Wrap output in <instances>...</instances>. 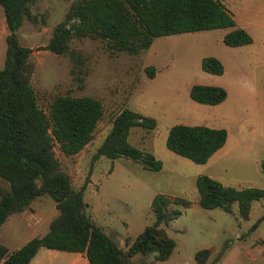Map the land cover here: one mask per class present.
<instances>
[{
	"label": "rangeland",
	"instance_id": "1",
	"mask_svg": "<svg viewBox=\"0 0 264 264\" xmlns=\"http://www.w3.org/2000/svg\"><path fill=\"white\" fill-rule=\"evenodd\" d=\"M71 1L35 0L31 7L34 21L24 19L16 34L18 42L31 49L29 82L46 114L49 101L57 94L89 95L102 105L92 139L79 152L64 155L57 145L52 147L58 167L71 185L78 188L84 184L83 200L91 220L124 247V239H132L152 222L149 204L155 193L180 197L188 204H172L180 214L164 226L175 242L166 264H195L194 252L203 248L209 251L208 264H264V220L252 226L264 211V198L252 201L248 217L242 219L235 203L230 212L200 207L194 185L196 176L206 175L235 188L264 189L259 165L264 160V0H218L246 26L251 42L245 45L222 42V35L231 28L153 37L149 47L135 55L110 53L100 39L73 38L68 47L81 58L75 68L85 70L81 88L70 74L67 56L45 48L53 26ZM5 35L0 9V67ZM205 56L220 61L221 74L200 69ZM147 65L155 68L152 78L144 71ZM192 84L222 87L226 96L214 105L197 103L188 96ZM122 108L156 120L151 131L132 127L127 140L159 159V170L150 171L123 158L92 159L112 118ZM174 124L223 128L224 145L205 163H194L166 148L167 130ZM55 213L53 201L38 196L15 217L12 227L7 221L0 228V242L13 249L21 240L43 233ZM146 258L152 261L150 255Z\"/></svg>",
	"mask_w": 264,
	"mask_h": 264
},
{
	"label": "trees",
	"instance_id": "2",
	"mask_svg": "<svg viewBox=\"0 0 264 264\" xmlns=\"http://www.w3.org/2000/svg\"><path fill=\"white\" fill-rule=\"evenodd\" d=\"M34 1L0 0L6 28L0 67V179L5 183V188L0 189V226L9 215L28 208L38 196H48L56 213L42 235L29 238L18 248L8 251L0 243V264H27L40 248L82 253L87 264H152L167 259L175 242L164 226L180 214L178 208H171L172 204L185 207L187 200L155 193L149 204L152 222L132 239H124V247H120L88 215L84 184L73 187L59 169L53 145L64 155L79 152L92 139L102 105L89 95L57 94L49 101L47 114L38 106L29 82L31 49L21 45L16 34L24 19L34 21ZM217 28H231L222 35L227 46L251 42L243 28L234 27L230 13L218 0H72L62 19L53 26L45 48L67 56L70 74L81 88L85 70L75 68L81 58L68 47L73 38L100 39L110 53L135 55L148 48L153 37ZM200 69L215 75L223 71L220 61L212 56L201 58ZM154 70L152 65L144 67L148 78L154 76ZM188 96L197 103L214 105L225 98L226 92L219 86L192 84ZM132 127L151 131L156 120L122 108L112 118L92 159L123 158L144 169L159 170V159L128 142ZM225 139L223 128L174 124L167 130L165 146L194 163H205ZM259 165L264 172V160ZM194 185L200 207L230 212L235 203L242 219L248 217L252 201L264 198V189L235 188L206 175L196 176ZM261 220L264 211L252 226ZM208 254L206 248L196 250L195 264H208ZM135 255L140 256L133 258ZM147 255L152 261L144 260Z\"/></svg>",
	"mask_w": 264,
	"mask_h": 264
},
{
	"label": "crops",
	"instance_id": "3",
	"mask_svg": "<svg viewBox=\"0 0 264 264\" xmlns=\"http://www.w3.org/2000/svg\"><path fill=\"white\" fill-rule=\"evenodd\" d=\"M231 17H232V19L234 21V27H240V28L246 29V26L243 25V24L238 23V21H236L234 19L233 15ZM222 146L220 148H222ZM219 149L216 150L214 153H216L217 151H219ZM23 212H24V210L21 211V212L13 213V214L9 215L6 218V220L1 224L0 228L7 221H8V223L10 221V223H11L10 226L12 227V225H13L12 224V221H15V217H17L18 214L23 213ZM10 217H14V218H10ZM43 233H41L39 235H42ZM33 236H35V235H32L31 237H33ZM31 237H28V238H26L24 240H21L18 243V245H16V246L13 247V249H10L9 247H7L5 244H3L1 242L0 243L3 244L4 246H6V248L8 249V251H12V250L18 248L21 244H23L25 241H27ZM41 249H46V248H40V249H38V251L36 252V254L30 259V261L27 264H87L86 258L84 257V255L82 253L63 251L61 254H58V253H56L55 251H53L51 249H48L46 252H39ZM171 256H172V253L169 255V257L167 259L162 260V261H153L152 264H166L167 261H169V259L171 258ZM144 260L145 261H149L148 258H146V257L144 258Z\"/></svg>",
	"mask_w": 264,
	"mask_h": 264
}]
</instances>
